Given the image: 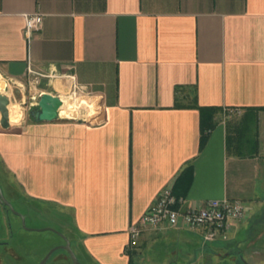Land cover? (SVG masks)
I'll return each mask as SVG.
<instances>
[{
  "label": "crops",
  "instance_id": "1",
  "mask_svg": "<svg viewBox=\"0 0 264 264\" xmlns=\"http://www.w3.org/2000/svg\"><path fill=\"white\" fill-rule=\"evenodd\" d=\"M35 13L42 24L27 42L23 18ZM0 73L9 103L32 91L79 103L61 115L74 119L0 129L7 189L64 218L79 264H129L127 251L133 264L264 253V0H0ZM193 103L221 109L204 116L202 149ZM222 108L241 115L223 121ZM165 187L182 209L238 199L249 218L227 245L165 225L132 243L129 227Z\"/></svg>",
  "mask_w": 264,
  "mask_h": 264
},
{
  "label": "rangeland",
  "instance_id": "2",
  "mask_svg": "<svg viewBox=\"0 0 264 264\" xmlns=\"http://www.w3.org/2000/svg\"><path fill=\"white\" fill-rule=\"evenodd\" d=\"M33 93L32 91L31 95H33ZM29 95H26L22 101L20 98L19 101L21 102L9 103L11 106L17 105L19 113L15 116H8V119L23 118L26 121L28 120V111L32 109V107H30L31 100ZM65 101L67 100H64L63 109L66 111L63 112L68 111ZM75 101L76 99L73 98L67 102H72L73 107L76 109L79 103ZM80 106L82 107V105ZM69 114L70 111L66 116L67 118H71L72 116L76 117L77 115L72 114L69 116ZM6 174L7 173L0 165V192L3 198L10 204L13 211L23 218V228L19 218L9 211L5 212L0 205V241L4 242L3 256L2 259H0V264H37L51 248L61 245V239L51 232H36L35 230L49 228L61 234L62 228L60 229V223L64 222V218L48 205L26 201L25 198L22 197L20 190L18 188L16 189L15 186L11 188L12 190L9 188V190H11L10 192L6 185L10 180ZM12 195H14V197H12ZM216 242H222L223 245L228 244L221 240H216ZM215 245L216 244H211V246ZM255 247L264 250V238L258 242ZM241 248L245 249L246 246L243 245ZM263 252L264 251L261 253ZM150 257L152 256L148 254L145 255L143 264H155ZM263 257L264 253L261 256L256 255V257L252 258L247 256L246 251L244 253L234 251L230 258H225L222 253L218 252L212 259V264H264ZM44 264L72 263L66 252L56 250L49 256Z\"/></svg>",
  "mask_w": 264,
  "mask_h": 264
},
{
  "label": "built area",
  "instance_id": "3",
  "mask_svg": "<svg viewBox=\"0 0 264 264\" xmlns=\"http://www.w3.org/2000/svg\"><path fill=\"white\" fill-rule=\"evenodd\" d=\"M42 24V15L35 13L25 15L23 18L22 35L28 42L34 33L38 32ZM12 85V81L0 73V88H7ZM42 92H37L36 96L29 95L33 107L37 98ZM74 94V91H73ZM62 107L57 110L59 119L67 118ZM75 113L76 109L74 108ZM241 111L237 108H222L221 118L223 121L233 116H240ZM249 206L238 199L223 198L220 200H209L199 209H182L180 201L174 197L170 187H165L156 197L154 203L142 215L137 224L129 227L131 242H135L141 233L146 229L159 228L163 225L168 228H177L178 219L181 218V227L202 230V238L206 243L216 240L226 241L234 223H243L249 218Z\"/></svg>",
  "mask_w": 264,
  "mask_h": 264
},
{
  "label": "water",
  "instance_id": "4",
  "mask_svg": "<svg viewBox=\"0 0 264 264\" xmlns=\"http://www.w3.org/2000/svg\"><path fill=\"white\" fill-rule=\"evenodd\" d=\"M8 106H9L8 98L0 93V129L1 130H7L10 127L8 120V109H7ZM61 107H62V101L58 96H54L42 92L41 95L37 98L35 106L28 111V117L30 118L31 121L38 123H51V122L59 121L61 119L57 117V110ZM0 205L5 207L14 216H17L23 228V218L18 213L13 211L10 204L3 198L1 192H0ZM177 227L178 228L181 227V218L178 219ZM35 231L51 232L57 235L58 237H60V239L63 242V244L53 247L48 252H46V254L40 259V261L37 264H44L46 260L49 258V256L56 250H63L68 254L72 264H79L78 259L71 248L70 241L66 237L49 228L35 230Z\"/></svg>",
  "mask_w": 264,
  "mask_h": 264
},
{
  "label": "trees",
  "instance_id": "5",
  "mask_svg": "<svg viewBox=\"0 0 264 264\" xmlns=\"http://www.w3.org/2000/svg\"><path fill=\"white\" fill-rule=\"evenodd\" d=\"M175 107H179L177 105H175ZM192 108H195L199 111L200 113V116H201V138H200V149H202L205 145V142H206V131L207 130H210V128L212 127V124L211 125H208V126H205L204 125V116L205 114L207 113L209 118H212V116H214L216 113L220 112L221 109L219 108H203V107H198L195 103H193L191 105ZM256 111H264V107H261V108H256L255 109ZM28 119L30 120V118L28 117ZM31 121V120H30ZM240 135V133H238ZM239 135H236V138L239 136ZM242 137H243V134H242ZM232 137H228V141L231 140ZM234 138V137H233ZM61 244H63L62 240L60 242ZM128 253V256H129V264H133V253L130 252V251H127ZM68 255V254H67ZM78 259V262H79V258L77 257ZM80 263V262H79Z\"/></svg>",
  "mask_w": 264,
  "mask_h": 264
},
{
  "label": "flooded vegetation",
  "instance_id": "6",
  "mask_svg": "<svg viewBox=\"0 0 264 264\" xmlns=\"http://www.w3.org/2000/svg\"><path fill=\"white\" fill-rule=\"evenodd\" d=\"M2 206V205H1ZM3 207V206H2ZM3 210L5 211V212H7L8 210L5 208V207H3ZM3 247H4V242L3 241H0V259H2V256H3ZM63 251V250H62Z\"/></svg>",
  "mask_w": 264,
  "mask_h": 264
},
{
  "label": "bare ground",
  "instance_id": "7",
  "mask_svg": "<svg viewBox=\"0 0 264 264\" xmlns=\"http://www.w3.org/2000/svg\"><path fill=\"white\" fill-rule=\"evenodd\" d=\"M65 103H66V101H65ZM61 115V114H60Z\"/></svg>",
  "mask_w": 264,
  "mask_h": 264
}]
</instances>
